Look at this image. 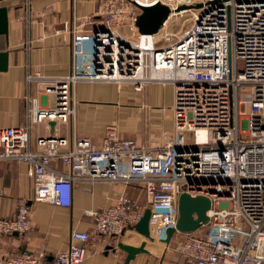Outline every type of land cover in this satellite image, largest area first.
<instances>
[{
    "label": "built area",
    "instance_id": "obj_1",
    "mask_svg": "<svg viewBox=\"0 0 264 264\" xmlns=\"http://www.w3.org/2000/svg\"><path fill=\"white\" fill-rule=\"evenodd\" d=\"M158 3L172 13L187 7L191 26L172 34L170 14L156 34H139L140 8ZM128 6L137 14L129 27L124 22ZM97 16L90 34L75 22L69 25L67 75H26L27 84L43 85L41 96L53 100L42 106L27 97L28 123L0 128V163H25L34 183L33 201L61 208L72 205L77 181L143 186L152 241L138 236L152 246L164 245L167 231L175 228L181 193L207 197L211 209L204 234L173 236L181 238L185 264H264V0H104ZM78 82L129 84L136 92L153 83L172 85L171 138L152 149L120 138L110 125L101 146L54 132L37 135L32 151L33 126L73 122ZM143 214L126 196L111 207L85 212L95 233L109 238L133 230ZM28 228L23 202L12 218L0 220L3 236ZM89 241L87 233L72 231L67 250L50 260L21 255L1 264H83Z\"/></svg>",
    "mask_w": 264,
    "mask_h": 264
},
{
    "label": "crops",
    "instance_id": "obj_2",
    "mask_svg": "<svg viewBox=\"0 0 264 264\" xmlns=\"http://www.w3.org/2000/svg\"><path fill=\"white\" fill-rule=\"evenodd\" d=\"M104 0H0L6 10V34L0 35V53L8 54L7 71L0 73V128L25 126L28 119L27 97L40 105L51 104L53 98L41 96L43 85L27 84L28 73L57 78L69 73L71 37L69 25L75 22L85 34L92 33L98 23V10ZM75 116L69 125L40 124L30 132V148L35 150L37 135L56 132L65 137L87 138L101 146L107 126L117 127L122 139L136 140L149 148L164 146L172 135L173 95L160 92L159 83L136 92L132 85L118 87L106 82H78L73 88ZM54 169L66 173L58 164ZM34 183L25 163H0V220L12 218L23 202L29 209V228L21 235L0 234V264L21 255L52 259L68 248L72 231L87 233L83 264H185L181 244H146V254H138L126 262V253L118 243L138 247L143 242L133 230L120 237H101L94 231L85 212L111 207L122 196L128 197L144 211L148 199L141 185L122 183L74 182L72 205L61 208L33 201ZM195 234L202 235L206 227ZM178 237V236H177Z\"/></svg>",
    "mask_w": 264,
    "mask_h": 264
},
{
    "label": "water",
    "instance_id": "obj_3",
    "mask_svg": "<svg viewBox=\"0 0 264 264\" xmlns=\"http://www.w3.org/2000/svg\"><path fill=\"white\" fill-rule=\"evenodd\" d=\"M187 7L181 6L174 10V13L187 10ZM172 11L160 3L149 7L140 8V14L136 18L135 26L139 34L154 35L158 32L161 25L166 21ZM6 10L0 8V35L6 34ZM8 54L6 52L0 53V73L7 71ZM54 126V123H50ZM211 209V202L207 197L196 196L192 197L187 193H181L178 197V218L175 228L169 229L166 233L165 244H168L174 235L195 233L200 228L206 226L209 222L207 216ZM150 218V210L144 211L142 219L136 224L133 230L148 241H152L149 235L148 221ZM17 235V234H13ZM146 242H142L138 247L126 246L118 243L116 248L126 253V262L132 260L138 254L148 253L145 249Z\"/></svg>",
    "mask_w": 264,
    "mask_h": 264
},
{
    "label": "rangeland",
    "instance_id": "obj_4",
    "mask_svg": "<svg viewBox=\"0 0 264 264\" xmlns=\"http://www.w3.org/2000/svg\"><path fill=\"white\" fill-rule=\"evenodd\" d=\"M128 10H130L129 11L130 16L127 19H125L124 22L126 23L125 25L129 27L131 25L132 18L136 14V11L131 9L130 6H128ZM136 16H137V14H136ZM191 24H192L191 16L189 15V13H187V14H182L181 16L177 15V16L170 17L167 26H168L169 32H171L172 34H175L176 36H179L187 28H189L191 26ZM124 31L125 30L123 29L122 32H124ZM130 36H131V34H130ZM160 45L164 46L163 44H160ZM159 86H160V92H161L162 96L163 95L168 96L170 88H172V92H173V87L170 84L159 83ZM172 95H173V93H172ZM222 206H226V203L222 204ZM201 229H203V228H200L198 231H200ZM180 242H181V238H179V236L173 239V244H180Z\"/></svg>",
    "mask_w": 264,
    "mask_h": 264
},
{
    "label": "bare ground",
    "instance_id": "obj_5",
    "mask_svg": "<svg viewBox=\"0 0 264 264\" xmlns=\"http://www.w3.org/2000/svg\"><path fill=\"white\" fill-rule=\"evenodd\" d=\"M188 13V12H190V11H188V10H183V11H180V12H177V13H171L172 15H171V17L172 16H177V15H182V14H184V13Z\"/></svg>",
    "mask_w": 264,
    "mask_h": 264
}]
</instances>
